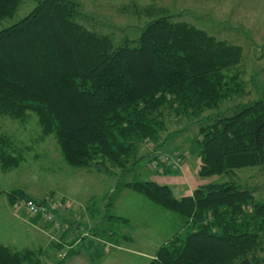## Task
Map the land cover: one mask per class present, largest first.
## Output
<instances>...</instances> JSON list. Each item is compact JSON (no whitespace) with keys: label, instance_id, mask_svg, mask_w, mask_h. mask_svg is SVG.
Returning a JSON list of instances; mask_svg holds the SVG:
<instances>
[{"label":"trees","instance_id":"1","mask_svg":"<svg viewBox=\"0 0 264 264\" xmlns=\"http://www.w3.org/2000/svg\"><path fill=\"white\" fill-rule=\"evenodd\" d=\"M78 1L42 0L0 31L1 117L35 114L45 134L56 137L65 162L77 169L129 171L148 158L158 175H177L179 168L162 157L180 158L181 168L189 152L198 155L202 179L264 166V98L222 110L242 84L241 74L232 71L242 62L240 47L171 17L146 24L137 40L115 42L80 20ZM22 3L0 0V21L12 18ZM172 120L199 129L187 154L166 149L178 135L168 132ZM7 145L0 135L3 166L14 159ZM218 182L182 199L167 185L124 184L187 220L185 235L163 245L150 264L264 263V202L249 186ZM8 199L23 208L30 200L22 190ZM41 205L52 220L36 218L63 235L83 229L62 218L67 213L59 203ZM79 237L76 248L62 240L55 244L57 264L83 251L94 254L96 242ZM24 254L0 245V264H26Z\"/></svg>","mask_w":264,"mask_h":264},{"label":"rangeland","instance_id":"2","mask_svg":"<svg viewBox=\"0 0 264 264\" xmlns=\"http://www.w3.org/2000/svg\"><path fill=\"white\" fill-rule=\"evenodd\" d=\"M40 1L23 0L19 11L12 18L0 21V31L21 21ZM78 2L81 3L83 13L80 20L93 31L111 35L115 42L137 40L146 24L171 17L175 22L189 23L217 40L240 47L243 52L242 62L232 71L241 74L242 84L235 96L223 105L222 110L227 106L246 105L264 98V0ZM198 130L196 125H188L186 121L177 123L172 120L168 132H178V135L168 143L166 149L168 152H188ZM167 134L162 136V140L168 137ZM0 135L6 139L8 152L14 156L11 166L0 163V244L7 245L13 251L26 253V264H54L58 251L55 244L61 241L58 236L62 233L56 225L53 227L47 221L38 220V215L30 214L21 206L11 205L8 199L10 192L22 190L29 201L36 204L44 201L49 205L59 203L58 208H64L67 213L62 218H73L75 221H69L74 224L84 222L79 236L87 232L86 242L90 243L108 240L107 246L103 245L108 252L114 251L110 241L116 237H105L109 230L115 232L130 228L128 225L116 224V219L109 221L112 220L109 216L119 217L150 210L146 207L148 204L156 210H163L151 203L146 195L124 186L130 182L151 181L152 173L156 172L148 158L141 159L129 171L113 167H109V171L106 168V171L74 168L65 162L56 137L45 134L35 114L22 120L0 116ZM188 155H192L191 152ZM183 168L184 165L178 169L177 176L180 171L184 172ZM218 181L249 186L255 190L256 198L264 202V166L245 167L220 177ZM74 208L78 209L74 211ZM70 211L76 213L72 215ZM87 211L90 219H87ZM164 214L157 221L156 227H162L163 223L169 221ZM101 220L105 221L102 222L104 227L101 223L95 225ZM79 236L78 239L82 240ZM74 237L66 234L67 241ZM119 243L129 244L123 239ZM126 256L132 264H139L141 260L129 253ZM96 258L99 262L104 259L100 255Z\"/></svg>","mask_w":264,"mask_h":264},{"label":"crops","instance_id":"3","mask_svg":"<svg viewBox=\"0 0 264 264\" xmlns=\"http://www.w3.org/2000/svg\"><path fill=\"white\" fill-rule=\"evenodd\" d=\"M182 151V150H181ZM187 152V151H186ZM185 152V153H186ZM188 153V152H187ZM199 159L197 154L188 155L184 162V168L183 173L180 171V175H168V176H162L158 175L157 173H152V176L150 177V180L160 184V185H167L173 188L175 192V196L178 199H182L184 197L192 196L194 191L198 189L200 186L216 183L219 178H208V179H202L199 177ZM132 183V182H131ZM148 200L152 202L149 198ZM109 205V204H107ZM156 205V204H155ZM146 207H149L150 210H146L140 213H130L125 216H109L111 219H108L109 221H113V219L118 220L116 224H123L128 225L130 228L128 229H121L118 231H112L109 230L108 235H105V237L111 236L114 237L110 241L111 249L113 248L114 251L111 250V252L106 251V248H103V245L105 247L107 246L108 240H97L96 246H95V252H81L77 254L76 256L69 259L65 264H132V262L129 260L128 256H126L128 253L130 255H135L139 258H141L139 264H150L157 255V252L159 249L166 245L173 237L177 235L184 236L186 233L187 228V220L184 219L182 216L175 212H171L168 210H156L154 206H151L148 204ZM76 211L77 209L74 208ZM82 210V208L80 209ZM70 211L69 214L74 215L76 212ZM168 211V212H167ZM87 213V219H90V215ZM163 213H166L164 215L168 216L166 217L169 221L166 222V224L163 223L162 227H156V223L158 220H160L163 215ZM108 218V217H107ZM68 220L75 221L73 218H67ZM102 222H105L104 220H101L100 222H97V224H102ZM84 223V222H82ZM105 224H102L104 227ZM79 226V225H78ZM176 226V227H174ZM78 228V227H77ZM83 228V227H82ZM86 231V230H85ZM80 233V230L78 231ZM78 232H68L67 234H72L73 238L68 239V241L65 238V235H63L64 232L61 231L62 235L58 236L61 238L63 242H67L66 246L67 248H76L79 244H81V240L78 239ZM43 233V232H42ZM78 233V234H77ZM88 233H85V236H87ZM64 237V238H63ZM127 241V243H119V241ZM70 240L75 241V244L73 246H70ZM79 240V241H78ZM92 241V240H91ZM90 243V242H89ZM2 246L8 247L7 245L0 244ZM125 245H131L135 246L137 248L125 246ZM100 255L103 260L100 262L97 261L96 256ZM127 258V259H126ZM58 260L54 262V264H57ZM53 264V262L51 263Z\"/></svg>","mask_w":264,"mask_h":264},{"label":"built area","instance_id":"4","mask_svg":"<svg viewBox=\"0 0 264 264\" xmlns=\"http://www.w3.org/2000/svg\"><path fill=\"white\" fill-rule=\"evenodd\" d=\"M162 161L167 163L168 165L172 166L174 169L180 168L182 165V160L180 158L173 159L172 157L164 155L162 157ZM156 168V165H154V169ZM22 206H24L27 211L32 215H43L44 218L47 220H52V215L49 213V210L47 207H44L41 204H36L34 202L30 201H24L22 202ZM264 264V263H263Z\"/></svg>","mask_w":264,"mask_h":264},{"label":"water","instance_id":"5","mask_svg":"<svg viewBox=\"0 0 264 264\" xmlns=\"http://www.w3.org/2000/svg\"><path fill=\"white\" fill-rule=\"evenodd\" d=\"M99 170L100 171H106V169L105 168H99ZM240 264H252L251 262H250V260H244L243 262H241Z\"/></svg>","mask_w":264,"mask_h":264}]
</instances>
